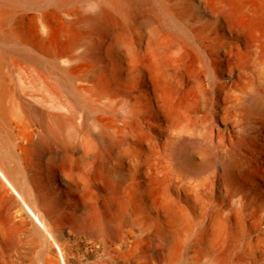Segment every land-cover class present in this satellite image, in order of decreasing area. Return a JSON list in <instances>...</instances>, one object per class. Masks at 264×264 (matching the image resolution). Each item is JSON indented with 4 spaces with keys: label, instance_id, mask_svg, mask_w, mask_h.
I'll use <instances>...</instances> for the list:
<instances>
[{
    "label": "bare ground",
    "instance_id": "bare-ground-1",
    "mask_svg": "<svg viewBox=\"0 0 264 264\" xmlns=\"http://www.w3.org/2000/svg\"><path fill=\"white\" fill-rule=\"evenodd\" d=\"M0 264H264V0H0Z\"/></svg>",
    "mask_w": 264,
    "mask_h": 264
}]
</instances>
